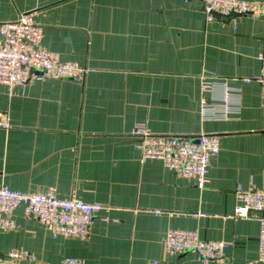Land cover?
<instances>
[{"label":"crops","instance_id":"obj_1","mask_svg":"<svg viewBox=\"0 0 264 264\" xmlns=\"http://www.w3.org/2000/svg\"><path fill=\"white\" fill-rule=\"evenodd\" d=\"M202 8L199 0H0V23L31 13L43 49L92 70L79 80L0 84L9 125L0 128V186L106 208L77 240L54 237L18 207L16 227L0 228V259L20 250L34 261L13 264H257V221L226 216L237 186L264 193V83L254 81L264 16L208 20ZM225 91L230 111L213 118ZM136 124L189 140L216 135L204 187L142 160L130 136ZM173 229L227 243L223 261L169 254L163 238Z\"/></svg>","mask_w":264,"mask_h":264},{"label":"built area","instance_id":"obj_2","mask_svg":"<svg viewBox=\"0 0 264 264\" xmlns=\"http://www.w3.org/2000/svg\"><path fill=\"white\" fill-rule=\"evenodd\" d=\"M208 20L215 17L234 22L240 16H264V3L240 0H199ZM42 29L32 20L31 13L22 14L16 21L0 23V84L8 87H23L42 80H79L92 71L72 62H62L59 58L41 47ZM260 75L254 79L264 83V56H259ZM205 85L202 90L205 89ZM211 87V86H210ZM224 90V88H223ZM228 94L223 92V104L209 113L213 118H224L230 111ZM203 105H205L203 103ZM204 110L205 109V106ZM207 108V107H206ZM9 125L0 113V128ZM130 136L137 140L142 160L160 161L178 177L191 179L198 189L206 183L210 159L219 151L216 135L201 133L195 139L154 135L142 124H136ZM239 203L228 219L254 218L258 223L257 264H264V193L243 189L234 190ZM22 207L25 216L34 218L48 226L54 237L62 236L85 240L94 218L106 208L100 203H86L80 200L63 199L49 189L39 193H23L0 186V228L4 231L16 227L12 213ZM202 217L203 214H194ZM163 245L169 254L192 252L202 262L221 263L228 244L223 241H202L194 230H168ZM14 260L32 262L34 259L20 250H11L0 264H13ZM60 264H83L80 259L67 257ZM147 264H162L152 260Z\"/></svg>","mask_w":264,"mask_h":264}]
</instances>
